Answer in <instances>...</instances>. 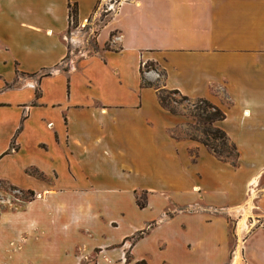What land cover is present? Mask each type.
<instances>
[{
	"label": "crops",
	"instance_id": "crops-1",
	"mask_svg": "<svg viewBox=\"0 0 264 264\" xmlns=\"http://www.w3.org/2000/svg\"><path fill=\"white\" fill-rule=\"evenodd\" d=\"M70 1L75 28L67 0H0V180L33 194L0 209V264H124L127 251L228 264L238 243L244 264H264V227L249 223L264 192L255 214L247 196L264 169V0ZM162 89L224 113L236 166L203 146L190 156L171 131L192 120Z\"/></svg>",
	"mask_w": 264,
	"mask_h": 264
},
{
	"label": "rangeland",
	"instance_id": "rangeland-1",
	"mask_svg": "<svg viewBox=\"0 0 264 264\" xmlns=\"http://www.w3.org/2000/svg\"><path fill=\"white\" fill-rule=\"evenodd\" d=\"M112 4L114 3L113 0L110 1ZM97 8V7H96ZM94 11L97 12V15H94V19L91 22L90 26L86 27L83 31H85L82 37L88 38V42L91 43V39L92 38V34H95L96 30L98 29V27L108 18L109 15L108 12L110 11H105L102 8H98V9H94ZM145 68L146 69H154L157 77H156V81L153 82V84H158L160 83V81L163 79L164 76V72L162 69L160 68H156L155 66H153V63L149 62L147 64H145ZM145 83H150L147 80H144ZM159 95L162 96L163 101L161 102V104L165 107L168 108L172 111H182V112H186L190 118H191V122L189 124H187L186 126H182V127H178L173 129L171 132V135L174 138L177 139H192V141H194L192 144V147H190V156H194L195 154H197L196 148L197 145L198 146H203L205 147L208 151H210L205 145L201 144L200 140L203 137V133L202 131L205 130V126L200 125L198 123V114H203L204 113H208L209 111L212 110V108H210L209 106H207V104L205 102L202 101V98H188L182 94H180L179 92L173 91V90H166V89H162L158 92ZM208 101V100H207ZM226 135V134H225ZM227 138L229 139V137L226 135V137H223V135L218 138H209V141L211 144L213 145H220L221 142H224L228 153L232 152L231 146L229 144V141L227 140ZM230 140V139H229ZM236 147V146H235ZM237 150V149H236ZM238 152V151H237ZM228 153H223V154H228ZM262 192H264V169L259 172L258 168L256 169V177L255 179H252V183H250L247 187V196L249 198V200L252 202H254V205H252L251 203V207H253V214H255L257 211V201L260 197H262ZM0 194H4L7 195L11 200H12V204H7L5 205V203H0V209L4 208V207H16V206H21L22 202L21 201H25L29 198L32 197L33 194H29L27 192H21L18 191L16 189H12L10 186H8L7 184H0ZM1 196V195H0ZM145 195L143 193L138 194V200L140 202H143ZM19 199V200H17ZM188 211H192V209L188 210ZM255 211V212H254ZM245 219V216L242 219ZM249 223H251V227L253 226H263L264 227V216H251L249 218ZM156 222V221H154ZM262 225H261V224ZM135 224H132L130 222H123L121 224V228L120 229H125L128 226H134ZM119 232L116 233V235ZM94 237V236H93ZM92 237V238H93ZM239 244V243H238ZM235 245L234 246V259H232V257L230 258L228 264H244L242 259L239 256V246ZM141 249V248H139ZM131 264H133V262L131 261Z\"/></svg>",
	"mask_w": 264,
	"mask_h": 264
},
{
	"label": "trees",
	"instance_id": "trees-1",
	"mask_svg": "<svg viewBox=\"0 0 264 264\" xmlns=\"http://www.w3.org/2000/svg\"><path fill=\"white\" fill-rule=\"evenodd\" d=\"M67 7H68L69 26L72 28H75L78 24L77 23V5L75 2L67 0ZM105 47L107 48L108 45L106 44ZM142 84L143 85H149L150 83L142 82ZM173 91H176V90H173ZM176 92H178V91H176ZM35 96H38V90L37 89L35 91ZM158 100L160 103L163 101L162 96L159 94H158ZM202 101L205 102L207 104V106L212 108V110L209 111L208 113L202 112L203 114H198V116H197L198 123L200 125L205 126V130L202 131L203 137L200 140L201 144L205 145L210 150L209 152L214 154L218 159L225 161V162H228L233 166H236L238 164V152L236 150L235 144L231 140H229L227 138V140L229 141V144L231 146V149H232V152H229V153H228V150H227L224 142H221L220 145L216 146V145L211 144L209 141V138H215V137L220 138L222 135H223V137H226L223 129H221L219 126L216 125L217 122L224 119V113L217 106L210 103L209 101H207L205 99H202ZM168 110H170V109H168ZM170 111H172V110H170ZM12 145H13V141H12ZM223 153H228V154H223ZM27 171L29 173L37 176V177H40V178L43 177L42 174H40L39 172H37L33 168H29ZM0 184H7L12 189H15L14 186L6 183L3 180H0ZM27 193L31 194V192H27ZM137 203L140 207L143 206L142 202H140L139 200L137 201ZM145 233H146V230H139L135 234H133L130 238H128L130 241V245H133L137 240L142 238ZM131 261H132V256H131L130 252L129 251L125 252L124 264H129V263H131ZM133 264H147V262L143 259H140V260L133 262Z\"/></svg>",
	"mask_w": 264,
	"mask_h": 264
},
{
	"label": "built area",
	"instance_id": "built-area-1",
	"mask_svg": "<svg viewBox=\"0 0 264 264\" xmlns=\"http://www.w3.org/2000/svg\"><path fill=\"white\" fill-rule=\"evenodd\" d=\"M261 224V223H260ZM262 225V224H261Z\"/></svg>",
	"mask_w": 264,
	"mask_h": 264
}]
</instances>
